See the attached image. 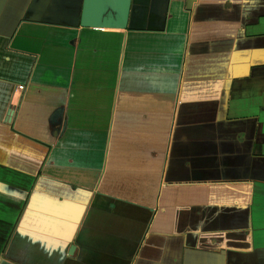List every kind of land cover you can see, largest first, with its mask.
I'll return each instance as SVG.
<instances>
[{"label":"crops","instance_id":"obj_1","mask_svg":"<svg viewBox=\"0 0 264 264\" xmlns=\"http://www.w3.org/2000/svg\"><path fill=\"white\" fill-rule=\"evenodd\" d=\"M81 5L0 0V264H264V0Z\"/></svg>","mask_w":264,"mask_h":264},{"label":"water","instance_id":"obj_2","mask_svg":"<svg viewBox=\"0 0 264 264\" xmlns=\"http://www.w3.org/2000/svg\"><path fill=\"white\" fill-rule=\"evenodd\" d=\"M132 1L82 0L78 26L84 29L126 30L129 28Z\"/></svg>","mask_w":264,"mask_h":264}]
</instances>
